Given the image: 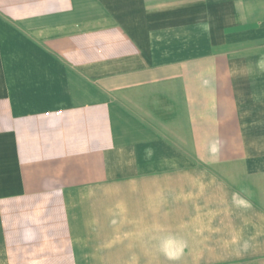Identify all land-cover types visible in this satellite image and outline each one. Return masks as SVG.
I'll return each instance as SVG.
<instances>
[{
    "label": "crops",
    "instance_id": "1",
    "mask_svg": "<svg viewBox=\"0 0 264 264\" xmlns=\"http://www.w3.org/2000/svg\"><path fill=\"white\" fill-rule=\"evenodd\" d=\"M0 264H264V0H0Z\"/></svg>",
    "mask_w": 264,
    "mask_h": 264
}]
</instances>
